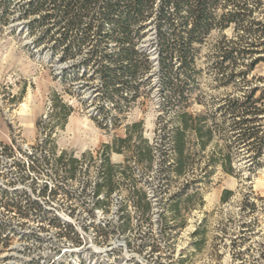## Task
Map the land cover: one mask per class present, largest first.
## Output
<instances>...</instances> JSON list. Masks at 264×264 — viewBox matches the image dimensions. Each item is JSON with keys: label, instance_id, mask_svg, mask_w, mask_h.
<instances>
[{"label": "rangeland", "instance_id": "1", "mask_svg": "<svg viewBox=\"0 0 264 264\" xmlns=\"http://www.w3.org/2000/svg\"><path fill=\"white\" fill-rule=\"evenodd\" d=\"M27 1L5 0L6 7L0 8V144L13 152H7L2 163L32 166L38 180L45 178L35 170L42 165L60 167L69 177L78 174L84 202L91 199L88 191L93 183L96 188L101 186L98 193L103 196L95 201V207L103 208L106 227L97 229L98 244L119 240L123 246L114 252L116 261L264 264V141L258 164H254L255 147L248 142L234 143L233 117L219 109L223 100L239 97L255 86V96L263 90L264 30L247 34L240 28L241 43L254 44L244 61H261L243 82L236 76L224 84L214 64L220 59L215 46L221 36L226 41L237 37L234 24L213 30L202 44L194 45V70L181 68L180 59L174 56L170 71L164 72L159 25L152 16L139 30L137 44L145 54V61L140 62L145 69L137 96L126 98L129 90L121 87V97L110 101L97 73L100 62L87 60L88 52L97 48L98 42L84 44L81 51L62 59L57 28L30 22L43 11L25 17L22 5ZM238 1L251 10L246 18L255 22L253 26L256 22L264 24V0ZM161 30L169 35L171 28L164 25ZM242 68L239 62L234 66L235 72ZM176 86L182 90L183 99L178 97ZM61 104L71 108L65 121ZM182 113L190 115V126L199 123L196 116L206 113L214 137L203 152L192 131L187 132L185 174L177 176L173 171L174 153L168 148ZM135 122L141 123L142 137L132 132L130 146L144 147L145 140L154 148L153 156L148 163L145 159L138 161L134 153L116 157L110 152L109 162L114 167L110 184H106L112 190L106 194L103 144L125 137L126 126ZM255 125L264 136V117ZM28 150L34 158L27 156ZM221 150L232 154L233 174L213 165L209 176L203 178V156ZM14 152L16 156L11 158ZM117 158L121 162H116ZM34 177L32 183H36ZM226 189L232 194L221 202ZM113 192L120 198L114 200ZM77 223L83 220L79 218ZM9 244L14 246L15 241ZM9 244L0 245V264L15 262L14 255L7 251Z\"/></svg>", "mask_w": 264, "mask_h": 264}, {"label": "trees", "instance_id": "2", "mask_svg": "<svg viewBox=\"0 0 264 264\" xmlns=\"http://www.w3.org/2000/svg\"><path fill=\"white\" fill-rule=\"evenodd\" d=\"M5 7V0H0V8ZM22 7L24 16L27 18H32L36 13L43 11L39 17L32 18L30 22L57 28L56 40L63 46L62 59L81 51L84 44L98 42V47L88 52L87 60L94 58L100 62L97 73L101 77V87L109 93L110 101L121 97L119 93L121 87L129 90V96L126 98L133 100L137 96V85L145 69V66L140 63L145 61V54L137 44L141 36L139 30L152 16L157 18L159 25L160 62L164 72L170 71L174 56L180 59L181 68L194 70L196 58L194 45L202 44L213 30L221 31L230 24L235 25L237 37L226 41L225 37L221 36L215 46L220 59L214 64L221 73L220 80L228 84L239 76V81L243 82L248 72L261 61L259 58L250 61L243 59L250 53L249 47L254 44L241 43V36L238 37L240 28L247 34L263 33L264 24L256 22V27L253 26L252 23L255 24V22L246 18L251 10L238 0H224V2L222 0H28ZM222 9L227 11L219 13ZM164 25L171 28L169 35L162 32L161 27ZM76 31L78 34L75 33ZM109 43H112L111 46H108ZM235 54L242 56L236 57ZM238 62L243 68L235 72L234 66ZM261 79L264 80V77ZM257 90L255 86L239 97L223 100L219 108L233 117L236 127L234 143L248 142L255 147L256 153L252 156L254 164H258L264 141L263 134L259 135L258 127L255 125L261 116L264 117V87L259 96H255ZM176 91L178 97L183 99V92L179 86H176ZM61 106L65 110V121L71 108L65 104ZM189 117L187 113L180 114L179 126L170 136L172 144L168 150L174 153L173 171L177 176L185 174L187 132L192 131L203 152L214 137V130L209 124V116L206 113H203V117H195L199 122L195 126L188 124ZM249 124L252 125L249 126ZM132 132H137L141 139L140 122L127 125L125 137L114 138L111 143L103 144L106 150L103 154L104 161H102L106 194L112 190L110 185L106 184V182L110 184L114 167L109 162L110 152L134 153L138 161L145 159L144 161L148 163L153 156L154 148L146 145L145 140H142L144 147L130 146ZM62 159L61 155L59 161ZM126 159H128L127 154ZM203 161V178L209 176L211 173L209 167L213 165H219L228 174H233L235 170L232 165L234 159L229 151L210 152L203 156ZM100 190L101 186H98L96 192ZM231 194V190H223L221 202H225Z\"/></svg>", "mask_w": 264, "mask_h": 264}, {"label": "built area", "instance_id": "3", "mask_svg": "<svg viewBox=\"0 0 264 264\" xmlns=\"http://www.w3.org/2000/svg\"><path fill=\"white\" fill-rule=\"evenodd\" d=\"M7 152L13 153L0 144V245L15 241L7 246L14 264H124L115 260V250L123 246L119 240L98 244L97 229L106 222L103 208L95 207L103 196L95 183L91 199L81 201L78 174L69 177L60 167L42 165L35 170L45 178L38 180L32 166L3 164ZM26 154L34 158L31 151ZM111 197L120 198L116 192Z\"/></svg>", "mask_w": 264, "mask_h": 264}, {"label": "crops", "instance_id": "4", "mask_svg": "<svg viewBox=\"0 0 264 264\" xmlns=\"http://www.w3.org/2000/svg\"><path fill=\"white\" fill-rule=\"evenodd\" d=\"M0 119H1V117H0ZM0 127H1V129H2V123H1V121H0ZM114 156H116V157H121L122 156V154H119V153H112ZM117 159H119V160H116V162H121V158H117Z\"/></svg>", "mask_w": 264, "mask_h": 264}, {"label": "bare ground", "instance_id": "5", "mask_svg": "<svg viewBox=\"0 0 264 264\" xmlns=\"http://www.w3.org/2000/svg\"><path fill=\"white\" fill-rule=\"evenodd\" d=\"M116 158V157H115Z\"/></svg>", "mask_w": 264, "mask_h": 264}]
</instances>
